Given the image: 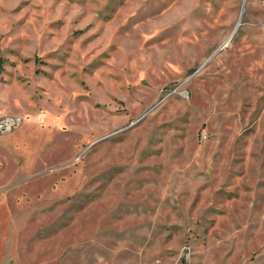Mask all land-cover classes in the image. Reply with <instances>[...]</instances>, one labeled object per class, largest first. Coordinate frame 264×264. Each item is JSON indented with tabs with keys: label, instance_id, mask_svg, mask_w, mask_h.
Segmentation results:
<instances>
[{
	"label": "rangeland",
	"instance_id": "374dc122",
	"mask_svg": "<svg viewBox=\"0 0 264 264\" xmlns=\"http://www.w3.org/2000/svg\"><path fill=\"white\" fill-rule=\"evenodd\" d=\"M0 113V264H264V0H0Z\"/></svg>",
	"mask_w": 264,
	"mask_h": 264
},
{
	"label": "built area",
	"instance_id": "2783aa9c",
	"mask_svg": "<svg viewBox=\"0 0 264 264\" xmlns=\"http://www.w3.org/2000/svg\"><path fill=\"white\" fill-rule=\"evenodd\" d=\"M22 122V117L19 115H9L0 113V135L13 131Z\"/></svg>",
	"mask_w": 264,
	"mask_h": 264
},
{
	"label": "water",
	"instance_id": "95a60500",
	"mask_svg": "<svg viewBox=\"0 0 264 264\" xmlns=\"http://www.w3.org/2000/svg\"><path fill=\"white\" fill-rule=\"evenodd\" d=\"M221 48H222V46H220V47L216 50V52L219 51ZM209 59H210V58H209ZM206 61H208V59H207ZM204 63H206V62H204ZM133 124H134V123H133ZM131 125H132V124H131Z\"/></svg>",
	"mask_w": 264,
	"mask_h": 264
}]
</instances>
